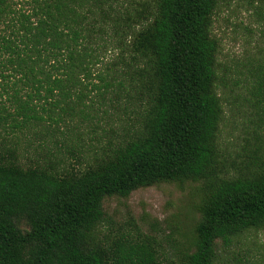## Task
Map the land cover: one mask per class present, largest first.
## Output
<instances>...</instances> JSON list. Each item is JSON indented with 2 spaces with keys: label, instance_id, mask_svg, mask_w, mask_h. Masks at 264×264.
I'll list each match as a JSON object with an SVG mask.
<instances>
[{
  "label": "trees",
  "instance_id": "obj_1",
  "mask_svg": "<svg viewBox=\"0 0 264 264\" xmlns=\"http://www.w3.org/2000/svg\"><path fill=\"white\" fill-rule=\"evenodd\" d=\"M218 4L0 0V79L11 84L3 86L0 127L47 130L98 119L108 106L140 118L126 140L83 171L68 170L50 150L29 167L18 162L17 147L0 155V264H163L141 237L101 239L103 203L187 182H200L203 195L183 264H221L220 249H239L237 264L238 256L248 262L243 239L264 230V156L258 145L232 172L222 149L218 89L226 86L212 33ZM259 11L264 19V0ZM109 52L117 60L105 61ZM250 76L243 102L263 123L264 63Z\"/></svg>",
  "mask_w": 264,
  "mask_h": 264
},
{
  "label": "rangeland",
  "instance_id": "obj_2",
  "mask_svg": "<svg viewBox=\"0 0 264 264\" xmlns=\"http://www.w3.org/2000/svg\"><path fill=\"white\" fill-rule=\"evenodd\" d=\"M213 19L212 33L220 42L218 73L226 86L224 93L222 86L218 89L225 109L221 145L233 172L248 163L256 146L262 147L264 156V122H256L255 110L243 102L248 94L246 82L249 86L252 84L250 75L264 63V19L260 15L259 0H219ZM116 54H105V61L117 60ZM6 84L11 86L10 82L0 79V94H3L0 102L8 98L3 90ZM90 103V99L85 101L86 105ZM107 110L106 115L100 112L98 119L47 130L34 126L14 134L12 126H1L0 155L9 158V151L17 147L18 162L29 167L41 163L40 155L50 150L59 160H64L68 170L74 166L83 171L104 152L126 140L140 119L123 106H108ZM201 187L200 182L161 183L140 188L128 197H106L101 239L111 242L123 234L141 237L152 243L163 264H183L185 255L192 250L203 195ZM243 245L251 248L252 254L248 262L244 256H238L244 259L242 264H264V230L249 234L243 239ZM235 252L224 253L220 249V263L237 264Z\"/></svg>",
  "mask_w": 264,
  "mask_h": 264
}]
</instances>
